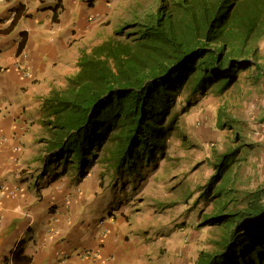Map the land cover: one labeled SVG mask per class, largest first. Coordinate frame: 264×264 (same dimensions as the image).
Listing matches in <instances>:
<instances>
[{
	"label": "trees",
	"instance_id": "trees-1",
	"mask_svg": "<svg viewBox=\"0 0 264 264\" xmlns=\"http://www.w3.org/2000/svg\"><path fill=\"white\" fill-rule=\"evenodd\" d=\"M263 41L264 0H160L156 15L84 51L67 86L44 98L46 166L63 167L55 180L81 178L97 161L106 166L102 176L140 175L166 155L187 112L178 110L184 95L227 96L251 72L260 80ZM238 118L220 109L217 128L235 130L244 124ZM242 133L215 153V173L199 197L214 212L199 228L220 235L194 264H264V182L238 188L253 149Z\"/></svg>",
	"mask_w": 264,
	"mask_h": 264
},
{
	"label": "crops",
	"instance_id": "crops-1",
	"mask_svg": "<svg viewBox=\"0 0 264 264\" xmlns=\"http://www.w3.org/2000/svg\"><path fill=\"white\" fill-rule=\"evenodd\" d=\"M159 3L0 0V264H190L176 254L158 261L124 218L94 207L101 193L87 192L85 179L55 180L41 170L46 162L38 110L44 98L67 86L84 51L120 27L156 15ZM261 50L264 56V41ZM251 129L259 136L257 127ZM256 139L252 152L262 157L264 170V136ZM192 245L184 247L190 257Z\"/></svg>",
	"mask_w": 264,
	"mask_h": 264
},
{
	"label": "rangeland",
	"instance_id": "rangeland-1",
	"mask_svg": "<svg viewBox=\"0 0 264 264\" xmlns=\"http://www.w3.org/2000/svg\"><path fill=\"white\" fill-rule=\"evenodd\" d=\"M251 73L250 77L248 73L244 74L241 84L230 90L227 96H194L188 99L184 95L178 110L181 114L187 112L181 116L179 128L170 137L166 155L155 165L145 170L143 167L140 175L115 178L108 173L102 176L107 173L106 166L98 161L87 170L85 178L77 175L81 183L85 179L87 192L101 193L94 207L109 209L112 214L124 218L126 226L134 231L135 240L155 250L158 261L176 254V257L183 259L185 256L190 264H194L193 259L200 253L215 250L213 242L220 235L219 230L199 228L203 217L214 212V204H206L199 197L215 173V153L232 147L236 131L243 132L248 142L254 144L259 143L256 138L264 136V121L261 119L264 113V80L254 81L255 72ZM220 109L239 117L244 124L236 125L235 130H219L216 117ZM38 113L44 115L41 108ZM251 126L257 127L259 136L254 135ZM45 137L47 134L43 133L39 143L43 144L46 156V142H42ZM252 150L250 161L240 170L238 188L241 191L256 189L263 183L262 157L258 151ZM254 164L258 167L255 168ZM62 169L61 165L49 164L41 170L43 175L54 177ZM68 169L72 171V168ZM127 239L132 238L128 235ZM192 243L194 255L190 257L184 247ZM176 244L181 248L171 250L170 247Z\"/></svg>",
	"mask_w": 264,
	"mask_h": 264
},
{
	"label": "built area",
	"instance_id": "built-area-1",
	"mask_svg": "<svg viewBox=\"0 0 264 264\" xmlns=\"http://www.w3.org/2000/svg\"><path fill=\"white\" fill-rule=\"evenodd\" d=\"M30 74L27 73V76H29Z\"/></svg>",
	"mask_w": 264,
	"mask_h": 264
}]
</instances>
